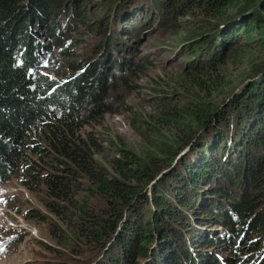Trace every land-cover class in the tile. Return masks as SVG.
Here are the masks:
<instances>
[{
	"label": "trees",
	"instance_id": "trees-1",
	"mask_svg": "<svg viewBox=\"0 0 264 264\" xmlns=\"http://www.w3.org/2000/svg\"><path fill=\"white\" fill-rule=\"evenodd\" d=\"M68 3L0 0V185L19 169L41 179L46 207L57 212L65 203L77 217L67 221L70 235L61 246L86 237L103 250L110 240L97 264H137L135 257L149 255L151 264H264V61L234 90L235 78L225 72L230 59L241 64L249 52L264 51V0H119L116 8L103 0L111 15L127 8L120 32L147 11L156 12L161 26L183 18L182 47L190 58L179 82L182 98L159 101L157 112V124L167 133L178 130L177 138L158 136L142 155L120 146L109 167L82 132L85 115L96 120L109 112L102 86L109 62L84 61L83 73L58 81L37 69L45 57L37 34L66 36L54 34L57 17L80 10ZM26 152L46 170L37 171ZM81 177L86 196L107 201L111 219L89 211L84 195L78 202L71 189Z\"/></svg>",
	"mask_w": 264,
	"mask_h": 264
},
{
	"label": "rangeland",
	"instance_id": "rangeland-1",
	"mask_svg": "<svg viewBox=\"0 0 264 264\" xmlns=\"http://www.w3.org/2000/svg\"><path fill=\"white\" fill-rule=\"evenodd\" d=\"M67 1V7L79 4L78 15L68 19L66 10L57 17L60 24L54 34L68 33L60 41L37 34V40L45 52L37 69L50 79L58 81L71 74L83 73L81 65L84 61L100 59L111 65L102 84L107 88L105 101L109 112L96 120L87 115L84 117L86 123L83 136L89 143V136L93 140V150L97 151L95 158L103 166L109 167L117 158L120 146L142 155L152 151L151 144L158 142V136L165 140L174 134L176 139L178 130L173 134L167 133L157 124L156 119L161 107L159 101L167 103L182 98L179 82L183 68L190 61L182 47L186 33L183 29L184 19L177 18L169 22V25L167 23L166 26H161L155 21L158 19L156 12L154 14L147 11V14L133 22L128 31L120 32L119 24L126 16L127 8L116 10L115 16L111 15L113 10H108L107 5H101L103 0ZM118 3L119 0H114V8ZM105 8L106 14L102 15ZM188 18L200 20L202 16ZM33 28L36 29V25ZM110 41L116 44L115 51H111ZM64 47H67L68 52H61ZM262 61L264 51L261 49L249 52L241 64L234 62L233 58L227 61L225 72L235 78L231 90L236 89L253 66ZM144 120L149 123L146 124ZM36 138L39 140L38 136ZM25 158L36 166L37 171L46 170L44 168L47 165L33 153L26 152ZM87 185L88 181L81 177L72 186V193L79 197L78 202L84 195L89 211L111 219L108 215V203L103 197L86 196ZM49 199L41 179L22 169L15 171L9 180L0 185V264L101 262L111 246L110 240L105 243L103 250L86 237H82L83 242L71 237L67 247L61 246L59 242L70 235L67 221H76L77 217L66 210L65 203L56 206L59 209L57 212L51 211L45 205ZM190 200L195 198L190 196ZM142 205L145 206V203ZM142 209L145 217L140 220L141 224L149 218L151 207ZM71 210L74 212V209ZM192 212L193 216L196 213L200 215L198 210ZM34 215L37 218H30ZM201 229L206 227L201 226ZM157 243L159 242L154 237L148 249L154 248ZM200 248L195 251L201 256L203 249ZM167 249L165 248V252ZM150 251L154 252L153 249ZM223 254L227 255L226 252ZM150 258V255L137 256L134 262L151 264Z\"/></svg>",
	"mask_w": 264,
	"mask_h": 264
}]
</instances>
